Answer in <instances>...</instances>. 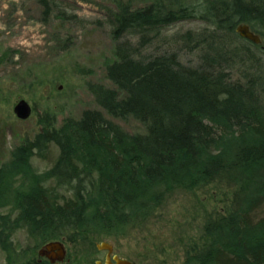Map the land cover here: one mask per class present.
<instances>
[{"label": "trees", "instance_id": "trees-1", "mask_svg": "<svg viewBox=\"0 0 264 264\" xmlns=\"http://www.w3.org/2000/svg\"><path fill=\"white\" fill-rule=\"evenodd\" d=\"M40 3L50 15L52 5ZM116 4L115 59L106 67L113 88L89 90L107 115L131 117L145 134L130 135L101 111L87 110L15 148L0 166V249L8 264L30 260L15 246L18 232L37 246L125 237L168 195L198 190L222 174L243 189V198L207 229L186 264H264V0ZM190 20L205 28L177 38L198 52L197 65L183 64L175 51L142 55L163 29ZM239 25L263 44L240 38ZM129 35L138 37L136 46L123 42ZM51 147L58 157L37 172L32 161H46Z\"/></svg>", "mask_w": 264, "mask_h": 264}, {"label": "rangeland", "instance_id": "rangeland-1", "mask_svg": "<svg viewBox=\"0 0 264 264\" xmlns=\"http://www.w3.org/2000/svg\"><path fill=\"white\" fill-rule=\"evenodd\" d=\"M117 1L142 8L152 0H47L52 5L48 16L40 0H0V166L15 148L33 141L44 129H58L65 120L79 119L87 110L101 111L130 135L145 134V127L135 119L107 115L89 90V85L113 88L106 67L115 59L112 15ZM204 28L199 20L173 24L142 55L175 51L183 64L195 66L198 52L183 49L177 37ZM123 42L136 46L138 37L129 35ZM21 101L31 108L26 121L14 113ZM48 156L46 161L34 158L37 172L51 168L58 150L51 147ZM243 195V189L222 174L198 190L168 195L153 217L127 236L89 235L75 242L84 245H71L70 251L77 254V249L90 246L94 250L97 242L105 241L141 264H186L192 249L203 244L207 229L235 211ZM14 243L21 250L33 246L24 231L14 236ZM21 263L27 264L22 259ZM0 264H8L1 249Z\"/></svg>", "mask_w": 264, "mask_h": 264}, {"label": "flooded vegetation", "instance_id": "flooded-vegetation-1", "mask_svg": "<svg viewBox=\"0 0 264 264\" xmlns=\"http://www.w3.org/2000/svg\"><path fill=\"white\" fill-rule=\"evenodd\" d=\"M30 242L33 246L31 247V251L27 249V251L31 253V255L29 256L30 260L26 261L27 264H141L138 261L139 259H134L130 256H125L121 254L115 248V245L111 242H97L95 244L94 250L91 249V246L90 248L84 247L77 249V254H71L70 246L77 245L78 243L72 242L70 241V239L67 238L50 241L47 243L40 244L38 246L34 244L33 240H30ZM51 242H59L64 245L66 254L62 261L58 259L57 252L52 253L44 251V255H40V252L43 250V248ZM102 243L107 244L106 249H104ZM78 245L84 244L79 243ZM34 252H36L35 256H33Z\"/></svg>", "mask_w": 264, "mask_h": 264}, {"label": "water", "instance_id": "water-1", "mask_svg": "<svg viewBox=\"0 0 264 264\" xmlns=\"http://www.w3.org/2000/svg\"><path fill=\"white\" fill-rule=\"evenodd\" d=\"M236 33L239 35L240 38L243 40L255 45V46H260L262 44V39L259 35H256L251 31L249 26L247 25H239L236 28ZM14 113L16 117L21 120V121H26L30 115H31V108L25 101L19 102L16 107L14 108ZM102 246L104 249H106L107 244L102 243ZM103 249V248H102ZM44 251L48 252H57L58 254V259L62 261L65 257L66 251L65 247L62 243L59 242H51L47 244L43 250L40 252V255H44Z\"/></svg>", "mask_w": 264, "mask_h": 264}]
</instances>
